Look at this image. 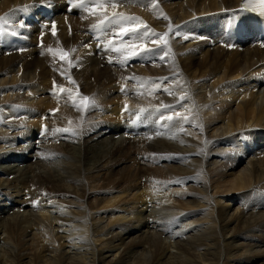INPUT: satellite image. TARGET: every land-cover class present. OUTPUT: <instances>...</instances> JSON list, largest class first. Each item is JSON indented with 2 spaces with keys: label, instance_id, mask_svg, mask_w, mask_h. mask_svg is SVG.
<instances>
[{
  "label": "bare ground",
  "instance_id": "bare-ground-1",
  "mask_svg": "<svg viewBox=\"0 0 264 264\" xmlns=\"http://www.w3.org/2000/svg\"><path fill=\"white\" fill-rule=\"evenodd\" d=\"M62 1L0 0V264H264V39L242 0ZM101 11L168 44L112 51L129 36Z\"/></svg>",
  "mask_w": 264,
  "mask_h": 264
},
{
  "label": "snow or ice",
  "instance_id": "snow-or-ice-1",
  "mask_svg": "<svg viewBox=\"0 0 264 264\" xmlns=\"http://www.w3.org/2000/svg\"><path fill=\"white\" fill-rule=\"evenodd\" d=\"M70 2H72V0H70ZM120 2H124V0H94V2L92 3V5L90 7L85 8L86 11H89L91 15H97L98 14V10H106V7L110 6L111 8L115 9L118 6V3ZM155 2V0H153V3ZM85 3V0H80V4L81 6H83ZM257 9H259V15L264 17V0H257L256 4H252L249 2V0H246L245 4L243 5V10L244 11H257ZM26 11V9H24ZM99 14L103 15V19H101L100 24L97 25H93L94 28H99L101 26H103L106 22L109 24H116L119 25V29L118 32L114 34L115 36H120V38L122 39L123 36H129V42L128 43H121V45L119 47H117L116 45H114L112 43V41H108V46L111 48L112 51L115 52H122L123 55L125 57L131 55V56H139L142 53L140 51H137V48L142 49L143 51H152L151 49H144L143 45H144V38L145 37H149V35H151L152 39H151V43L156 44V45H160L161 41H163L164 45L168 44V35L169 33H164V34H157L154 31H152L151 29L148 28V26L146 25V23L141 20L139 17H134V16H126L123 14H118L116 12H113L111 14V17L104 15L103 11H101ZM8 23V17L4 16V17H0V25H7ZM141 28L144 29L143 32H141ZM169 32H171V29H169ZM131 34V35H130ZM53 35H55V32H53ZM187 38V37H185ZM137 41H139V43H137ZM49 51L51 52L52 49H49ZM167 51H171L170 48L167 49ZM59 55L61 56V58H65L69 56L68 52H60ZM161 59H163V55H161L160 57ZM70 79V78H69ZM155 87H159L158 85H156ZM61 92H64V89H60ZM169 94H171L169 92ZM68 98L72 99V93L69 92L68 93ZM183 99V98H181ZM80 100L83 101L84 103V107L87 108L91 105H94V101H90V98L87 96H81ZM73 106L75 107V103L73 104ZM177 115H179V113H176ZM163 119H167L169 121H172L173 116L172 115H167L166 117H162ZM185 122H188V118L185 117L184 118ZM57 131H64L67 132L69 131V129H58ZM75 134V133H73Z\"/></svg>",
  "mask_w": 264,
  "mask_h": 264
},
{
  "label": "rangeland",
  "instance_id": "rangeland-1",
  "mask_svg": "<svg viewBox=\"0 0 264 264\" xmlns=\"http://www.w3.org/2000/svg\"><path fill=\"white\" fill-rule=\"evenodd\" d=\"M210 38H211V37H210ZM212 39H213V38H212ZM213 40H214V39H213ZM112 41H113V40H112ZM40 44H41V43H40ZM210 45H211V47H213L211 43H210ZM19 51H23V50H22V49H19L18 52H19ZM229 51H231V50H229ZM10 53H11V52H10ZM6 54H7V52H6ZM133 61H134V60H133ZM99 69H103V64L100 65ZM53 86H54V85H53ZM53 86H52V87H53ZM40 88H41V87H40ZM53 88H54V87H53ZM123 88H124V86H123ZM104 92H105V91H104L103 89L99 91L100 94H101V93H104ZM253 93L257 94V89H256ZM151 99L154 100L152 97H151ZM116 102H117V100L115 99V100H114V103H116ZM229 102H232V100H229ZM110 106H111V105H110ZM138 121H139V120L137 119L136 122H138ZM114 125H115V124H114ZM115 126H116V125H115ZM118 126H119V125H118ZM8 135H12L11 131L8 133ZM59 144H60V142L57 143V146H58ZM165 144H167V142H166ZM143 147H144V146H143ZM129 151H130V150H129ZM132 153H133L135 156H137L138 159H140V157H138V153H136L134 149L132 150ZM6 160H7V164H3V165H10L11 163L9 162V159H6ZM12 161H13V160H12ZM13 162H14V161H13ZM17 164H19V163L17 162ZM169 168H170V167H169ZM169 168H168V169H169ZM151 169H155V166H153ZM141 180L143 181V179H141ZM222 204H224L223 201H222ZM23 211H24V210H21L20 213L23 214ZM127 219H128L129 221H131L129 218H127ZM28 233H30V230L28 231ZM55 233H57V230L55 231ZM2 237H3V236H2ZM2 237H1V238H2ZM136 238H137V236H134V237H133V239H136ZM133 239H132V240H133ZM132 240H131V241H132ZM161 240L164 241V242H165L167 245H169V246L172 245V242H171V240H169V239H167V240L161 239ZM60 244H63V241H60ZM258 251L260 252L261 250H258ZM107 259L111 261V260L113 259L112 255H109V256L107 257Z\"/></svg>",
  "mask_w": 264,
  "mask_h": 264
}]
</instances>
